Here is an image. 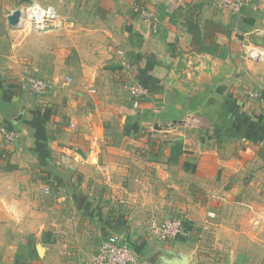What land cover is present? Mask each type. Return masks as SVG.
<instances>
[{
	"label": "crops",
	"instance_id": "1",
	"mask_svg": "<svg viewBox=\"0 0 264 264\" xmlns=\"http://www.w3.org/2000/svg\"><path fill=\"white\" fill-rule=\"evenodd\" d=\"M214 1L0 0V125L21 132L0 154V264H84L115 234L139 264H264V60L246 50H264L253 36L264 14ZM31 3L54 7L61 25L11 26ZM118 50L148 89L137 108ZM27 77L56 88L35 95ZM171 218L185 233L156 240L152 221ZM56 237L68 257L41 255Z\"/></svg>",
	"mask_w": 264,
	"mask_h": 264
},
{
	"label": "built area",
	"instance_id": "2",
	"mask_svg": "<svg viewBox=\"0 0 264 264\" xmlns=\"http://www.w3.org/2000/svg\"><path fill=\"white\" fill-rule=\"evenodd\" d=\"M253 0H216V7L223 13L238 15L243 9L251 5ZM142 15L152 20L154 28L157 26V20L154 16L138 7ZM22 15L16 27H18L24 35L29 34L33 30H49L58 27L62 23V19L57 10L52 6H41L36 3H31L28 6L21 8ZM121 58V69L125 76L124 87L133 98L135 108L139 107L140 99L147 96L148 89L134 77L133 64L122 50L117 51ZM255 59V58H253ZM256 60V59H255ZM72 83L71 78H65L63 86L67 87ZM23 87L31 91L33 94L43 96L56 88V83L53 81L27 77L24 79ZM248 98L252 102H256L260 98V93L255 90L247 92ZM79 121L71 119V127H76ZM21 138V132L9 128L5 125H0V154L6 155V148L17 144ZM45 193L49 195L50 189H45ZM210 218H214V213H209ZM154 238L163 243H170L178 240L186 229L185 222L182 218H171L164 222L152 221L150 226ZM205 230H209V225L204 226ZM90 264H139V258L134 253L130 246V242L125 240L122 235L115 234L109 236L100 245L99 250L93 255Z\"/></svg>",
	"mask_w": 264,
	"mask_h": 264
},
{
	"label": "rangeland",
	"instance_id": "3",
	"mask_svg": "<svg viewBox=\"0 0 264 264\" xmlns=\"http://www.w3.org/2000/svg\"><path fill=\"white\" fill-rule=\"evenodd\" d=\"M255 2V4H257V10L259 9L260 11H263V14H264V0H253V2H252V4ZM215 3H216V0L214 1V6H215V8L217 9V11H219L220 13H223L222 11H220L217 7H216V5H215ZM252 4L251 5H249L248 7H252ZM28 6V5H27ZM26 7V6H25ZM256 10V11H257ZM227 14H229V13H227ZM264 35V24H263V27H262V29L260 28L259 30H257L256 31V33L253 35L254 36V39L255 38H257L258 40H261V36H263ZM253 46H255V47H253V46H249L248 48H250V49H248V48H246V50H248V53H250V51L251 50H257L258 51V53L260 54V60L262 59V60H264V50H262V47H260L259 45L257 46V45H255V44H252ZM256 60H258V58H256ZM68 228V227H67ZM62 229H64L65 230V228H64V226H62V228H61V230ZM205 232H208V230H206ZM263 232H264V229H263ZM55 240H60L59 241V243H57L56 241H53L52 239H48V240H41L39 243H40V247H42L43 249L45 248V249H50V248H52V250H50V252L48 253V254H50V255H52V254H56V253H58V255H59V253H60V251H64L66 254H64V256L65 255H67V257H68V239H62V238H58V237H56L55 238ZM56 245V246H55ZM63 247V248H62ZM92 249V248H91ZM67 251V252H66ZM93 251H91L90 252V254H89V256L88 257H85L84 259H83V263L84 264H90V261H91V259H92V257H93ZM41 255H44V252L42 251V253H41ZM59 261V258L58 257H56V259H54V264H56L57 262Z\"/></svg>",
	"mask_w": 264,
	"mask_h": 264
},
{
	"label": "water",
	"instance_id": "4",
	"mask_svg": "<svg viewBox=\"0 0 264 264\" xmlns=\"http://www.w3.org/2000/svg\"><path fill=\"white\" fill-rule=\"evenodd\" d=\"M22 15V11L21 9H17L15 11H13L9 16H8V23L13 26V27H16L20 21V17ZM256 54H259L257 50H251L250 51V57L252 58H257L255 55ZM205 100V95H199L196 99H194L193 101V105L191 107H188L191 111H196L198 109V107L200 105H202V103L204 102ZM195 102H199V104L197 105H194ZM156 129H161V127H159L158 125L155 126ZM82 154V153H81ZM43 251V248L41 247V251ZM188 261H187V258L185 257L180 263L178 264H187Z\"/></svg>",
	"mask_w": 264,
	"mask_h": 264
},
{
	"label": "trees",
	"instance_id": "5",
	"mask_svg": "<svg viewBox=\"0 0 264 264\" xmlns=\"http://www.w3.org/2000/svg\"><path fill=\"white\" fill-rule=\"evenodd\" d=\"M196 41H197V39H196ZM198 41H200V43L202 42V40H200L199 38H198ZM197 49H198V51L199 52H207V51H212V50H208L207 48H199V47H197ZM8 127V126H7ZM10 128V127H9ZM12 129H14V128H12ZM130 246H131V243H130ZM131 248H133L132 246H131Z\"/></svg>",
	"mask_w": 264,
	"mask_h": 264
},
{
	"label": "bare ground",
	"instance_id": "6",
	"mask_svg": "<svg viewBox=\"0 0 264 264\" xmlns=\"http://www.w3.org/2000/svg\"><path fill=\"white\" fill-rule=\"evenodd\" d=\"M255 56H256L257 58H259V57H260V55H259V54H256Z\"/></svg>",
	"mask_w": 264,
	"mask_h": 264
}]
</instances>
